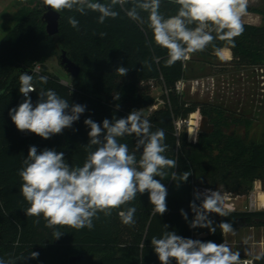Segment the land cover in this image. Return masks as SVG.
Here are the masks:
<instances>
[{
  "label": "trees",
  "instance_id": "1",
  "mask_svg": "<svg viewBox=\"0 0 264 264\" xmlns=\"http://www.w3.org/2000/svg\"><path fill=\"white\" fill-rule=\"evenodd\" d=\"M91 2L107 5L111 0ZM130 7L131 3L124 6ZM178 8L179 5L172 0H161L159 11L167 18L176 15ZM113 10L118 15L105 18L103 23L98 22L100 13L87 8L84 14L75 7L61 10L59 32L53 36L47 33L43 15L40 17L38 10L27 13L20 10L16 12L15 25L0 39V259L6 262L70 264L71 256L83 255L84 260L79 264H160L151 246V238L161 237L164 225L168 226V231H175L181 237L217 244L224 243V232L219 227L221 222L230 223L233 229L264 226V211L236 209L228 210L226 216L208 214L216 228L214 233L208 228L190 227L195 215L190 203L194 200L197 205L201 203L194 197L196 186L218 188L234 196L249 193L256 180L264 183V141L228 132L231 124L249 121L227 115L228 110L186 97L176 89L178 80L188 79L189 73L194 74L196 63L215 64L217 52L224 46L230 47L235 65L263 66L264 23H243V33L233 41L215 39L205 50L191 53L188 61H177L169 66L167 50L155 44L147 25L148 13L140 12L145 21L141 24L129 18L120 5H115ZM70 17L79 22L77 28L69 24ZM61 49L66 50L81 68L72 83L60 82L43 66L40 73L32 72L34 64H44L54 52L59 55ZM147 65L151 66L150 70ZM121 66L128 69L124 76L117 71ZM28 71L33 75L36 88L31 96L34 105L41 89H52L70 105L86 106L79 120L71 128H65L62 134L49 139L34 133L23 137L12 122L9 110L16 107L21 94L19 76ZM41 76L47 77V83L40 82ZM157 83L164 89L163 102L143 115L142 109L158 102L152 94ZM117 94L118 100L114 99ZM133 110L149 120L152 131H164L167 145L164 155L177 160L176 168L167 170L165 179L155 177L167 188L168 210L165 214L153 215L147 192L137 194L133 201L112 210L111 215L98 213L92 229L48 228L42 216L26 214L29 204L21 193L23 181L19 172L24 167L30 146H36L38 152L46 148L63 152L69 165L82 166L88 152L95 148L89 146L90 128L84 120L91 118L102 126L104 119L125 118ZM196 111L214 120V130L200 131L197 139L191 141L186 124L178 133L176 122L188 119ZM118 139L128 145L130 152L135 150V136ZM136 158L139 160V152ZM185 171L191 172L186 182L172 179L173 172L178 179ZM128 207L136 208L134 225L122 223L118 214ZM182 209L188 220L181 215ZM254 218L261 221L256 222ZM54 231L63 234L55 239ZM33 251L39 253L38 258H28ZM21 256L24 259H18ZM250 257L254 258L255 264H264V254Z\"/></svg>",
  "mask_w": 264,
  "mask_h": 264
},
{
  "label": "clouds",
  "instance_id": "2",
  "mask_svg": "<svg viewBox=\"0 0 264 264\" xmlns=\"http://www.w3.org/2000/svg\"><path fill=\"white\" fill-rule=\"evenodd\" d=\"M179 5L176 15L164 17L159 9L161 0H111L110 4L91 2V0H43V3L55 12L71 10L74 7L84 14L85 8L100 13L98 22L105 18H115L118 13L113 10L120 5L126 15L143 24L144 18L140 12H147V25L152 31L155 44L167 50L169 66L177 61L188 58L191 53L205 50L215 39L233 41L244 31L242 17L247 12L248 0H172ZM130 8H124L126 4ZM78 21L69 18L73 28L78 27ZM195 25V27H192ZM215 34V35H213ZM103 35V34H101ZM149 70L150 65H147ZM121 76L128 69L117 68ZM19 92L23 101L9 110V115L17 130L28 131L49 139L53 135L62 134L65 128H71L85 112L86 106L70 105L52 89L38 92V101L32 102L31 92L36 91L33 75L21 73L19 76ZM41 83H47V77H39ZM119 99V94L114 96ZM84 124L90 128L88 132L89 146H95L89 151L82 166H71L63 152L54 149L37 151L36 146H30L24 160V167L19 175L23 181L21 193L28 202L27 215L43 217L46 227L56 228L67 226L76 230L92 229L93 219L98 213L111 215L112 210L133 201L137 194L147 192L153 205V215H163L167 212V188L160 180L168 176L169 169L177 166V160L167 158L165 133L162 129L151 130V123L142 118L139 111H131L125 118L110 121L104 119L102 126L91 118ZM135 136V150L130 152L128 145L120 143L118 138ZM140 153L137 160L136 153ZM190 171L183 172L177 179L172 173V179L186 182ZM179 186V184H178ZM195 199H201L197 205L195 200L190 208L195 214L190 221L191 228H208L215 232L213 221L208 214L216 213L226 216L223 197L218 191L206 189L203 193L194 191ZM135 207H128L118 214L122 223L134 225ZM181 215L188 220L187 213L181 210ZM220 229L224 233L232 232V225L221 222ZM161 237L153 236L151 246L160 264H240V253L233 252L225 244L212 241L194 240L181 237L175 231H168L163 226ZM63 232L54 231L55 239ZM38 252H30L28 258L36 259ZM260 257H257L259 259ZM18 259H24V256ZM0 264H16L0 259Z\"/></svg>",
  "mask_w": 264,
  "mask_h": 264
},
{
  "label": "rangeland",
  "instance_id": "3",
  "mask_svg": "<svg viewBox=\"0 0 264 264\" xmlns=\"http://www.w3.org/2000/svg\"><path fill=\"white\" fill-rule=\"evenodd\" d=\"M43 5V0H0V39L17 22V11L22 10L27 13L31 10H38L41 17L45 12ZM242 23L252 25L264 23V0H248L247 12L242 17ZM224 49H230V47L224 46L217 52L218 58L215 64L211 65L207 62L195 64V72L194 74L189 73L188 79L189 81L197 78L203 79L204 83L203 85L192 86V83L188 82L184 95L200 102L220 106L228 110L227 115L247 119L249 122L245 124H231L228 132L234 131L240 137L264 141V65L255 67L237 66L232 61L233 54L231 49L230 59H225L222 56L221 53ZM42 66L60 82L65 84L73 82V77L61 66L56 52L51 54ZM163 93L164 89L160 83H157L152 89V94L156 97L158 103H161ZM152 110L145 108L141 110V113L147 115ZM193 113L195 115L193 117L190 115L188 118L189 123H183L186 124L185 128L191 141L197 139L202 117L200 111ZM190 120L195 122L194 125L190 124ZM209 122L214 124L213 119H210ZM183 124L181 125L183 126ZM191 127L196 129V135H194L195 133L192 136L190 135ZM254 186L255 182L251 191L247 194H234L232 200L236 203L237 210L251 211L249 204L253 194L264 193V183L262 181L260 188L255 189ZM200 187L203 186H196L195 191ZM209 188L211 187L209 186ZM217 190L219 189L217 188ZM254 211H264V201L259 200V207ZM237 230L239 231L236 232V229H233L230 233H224V243L233 252H239L240 256L264 254V226H247ZM229 239H234L236 244L231 245L226 242ZM249 244H254L257 248L255 254L247 252Z\"/></svg>",
  "mask_w": 264,
  "mask_h": 264
},
{
  "label": "built area",
  "instance_id": "4",
  "mask_svg": "<svg viewBox=\"0 0 264 264\" xmlns=\"http://www.w3.org/2000/svg\"><path fill=\"white\" fill-rule=\"evenodd\" d=\"M190 59V54L188 55V58L185 59L184 61H188ZM42 71V64L41 63H36L34 64V66L32 67V72H35V73H40ZM188 82H191L192 83V86H195V85H203L204 81L203 79H192L189 81V79L187 78H182L180 80L177 81L176 83V89L178 92L180 93H184V91L186 90V85ZM35 87V86H34ZM32 93L31 92L29 95L32 96ZM24 97L22 94H20V97L18 99V102L16 104V107L23 101ZM161 103L163 102L162 100L160 101ZM161 103H155L154 105H152L150 107V109H154V108H157L158 104H161ZM188 122V119L186 120H178L176 122V125H177V128H178V133L179 131L181 130L182 128V125L183 123H187ZM20 135L23 136V137H29L31 135H33V133L31 132H28V131H24V132H21L19 131ZM255 189L257 188H260L261 187V181H255ZM206 189H211L209 187H200L198 188V192L200 193H203ZM213 191H218L222 197H223V203H224V207H225V211H228V210H236L237 209V206L235 205L236 203L232 200L233 199V195L231 194H228V193H223L221 192L220 190H217V189H211ZM197 201L201 202L202 200V197L201 199H196ZM259 207V202L257 201V194H253L252 198H251V202L249 204V208L250 210L254 211L256 210L257 208ZM240 264H255V261H254V258L253 257H250V256H243V257H240Z\"/></svg>",
  "mask_w": 264,
  "mask_h": 264
},
{
  "label": "water",
  "instance_id": "5",
  "mask_svg": "<svg viewBox=\"0 0 264 264\" xmlns=\"http://www.w3.org/2000/svg\"><path fill=\"white\" fill-rule=\"evenodd\" d=\"M45 8V12L43 14V21L46 25V31L49 35L53 36L59 32V24L61 14L60 12H55L52 9L48 8L45 4L43 5ZM59 62L61 66L72 76L77 77L80 74L81 68L77 65L67 54L66 50L61 49L58 55ZM31 74V71L27 72ZM210 119L206 115H202L200 121V131L202 132H212L214 130V124L209 122ZM254 221H261L260 218H254ZM264 222V219H262ZM84 260L83 255H74L70 257V264H79Z\"/></svg>",
  "mask_w": 264,
  "mask_h": 264
},
{
  "label": "bare ground",
  "instance_id": "6",
  "mask_svg": "<svg viewBox=\"0 0 264 264\" xmlns=\"http://www.w3.org/2000/svg\"><path fill=\"white\" fill-rule=\"evenodd\" d=\"M222 51V50H221ZM222 56L225 58V59H230L231 58V51H230V49H224L223 51H222ZM195 114L194 113H192L191 114V116L193 117ZM189 123V122H188ZM194 123L195 122H193V120H190V124L191 125H194ZM195 131H196V129L194 128V127H191L190 128V135L192 136L193 135V133H195ZM194 135H196V133L194 134ZM259 200L260 201H264V193H262V192H260V193H258L257 194V201L259 202Z\"/></svg>",
  "mask_w": 264,
  "mask_h": 264
},
{
  "label": "crops",
  "instance_id": "7",
  "mask_svg": "<svg viewBox=\"0 0 264 264\" xmlns=\"http://www.w3.org/2000/svg\"><path fill=\"white\" fill-rule=\"evenodd\" d=\"M237 231H239V230H237L236 229V232ZM226 242H228L229 244H231V245H235L236 244V242H235V240L234 239H229V241H227L226 240ZM257 248L254 246V244H249V246H248V253H253V254H255L257 251H255ZM240 257H243V256H240Z\"/></svg>",
  "mask_w": 264,
  "mask_h": 264
}]
</instances>
